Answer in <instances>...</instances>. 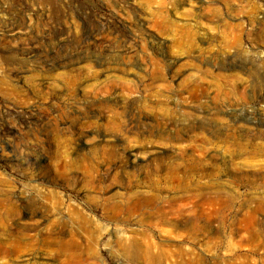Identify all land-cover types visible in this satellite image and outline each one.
Masks as SVG:
<instances>
[{"label":"rangeland","instance_id":"rangeland-1","mask_svg":"<svg viewBox=\"0 0 264 264\" xmlns=\"http://www.w3.org/2000/svg\"><path fill=\"white\" fill-rule=\"evenodd\" d=\"M5 1L0 264H264V0Z\"/></svg>","mask_w":264,"mask_h":264},{"label":"bare ground","instance_id":"bare-ground-1","mask_svg":"<svg viewBox=\"0 0 264 264\" xmlns=\"http://www.w3.org/2000/svg\"><path fill=\"white\" fill-rule=\"evenodd\" d=\"M15 1H20V0H15ZM48 1H52V0H40V2H45V3H47ZM118 1V0H117ZM123 1V0H122ZM147 3H153V2H155V3H157V5H154V9H156V14H158V16H156V18H166V16L164 15V14H162V11H161V7H162V1L163 0H145ZM6 1L5 0H0V4H4ZM33 2V1H32ZM56 2V1H55ZM124 2V1H123ZM9 3V2H8ZM119 3H120V0H119ZM122 3V2H121ZM120 3V4H121ZM12 4V3H11ZM21 4V3H20ZM37 4V3H36ZM49 4V3H48ZM57 4V3H56ZM39 5V4H38ZM45 5V4H44ZM53 5V4H52ZM151 5V4H150ZM3 6H5V5H3ZM129 6V5H128ZM49 7V6H48ZM130 7V6H129ZM43 8H46L45 6H43ZM116 8L118 9V10H128V8H127V6H124V5H118V6H116ZM135 8V7H134ZM133 9V8H132ZM137 9V8H136ZM154 9H153V11H154ZM138 10V9H137ZM51 12L53 11V10H50ZM134 11V10H133ZM142 11V10H141ZM138 12V11H134L135 13H134V19L139 23V22H141L143 19H146V18H148V15H144L142 12ZM150 12H151V10H150ZM141 13V14H140ZM153 13V12H152ZM54 14H55V12H54ZM152 17V16H151ZM154 17V16H153ZM54 18H56V17H54ZM141 18H143L142 20H141ZM22 19V18H21ZM140 24V23H139ZM90 33V32H89ZM88 33V34H89ZM101 35V34H100ZM99 34H89L88 36H87V40L88 41H93V42H95V41H98V40H100V39H102V36H100ZM96 43V42H95ZM94 44V43H93ZM124 55V54H123ZM121 58V57H120ZM123 58H124V56H123ZM4 65H5V63H4ZM11 68V67H10ZM90 108V107H89ZM97 110V109H96ZM30 114V113H29ZM44 116V115H43ZM237 124V123H236ZM242 126H244V125H242ZM235 131V130H234ZM245 131V130H244ZM244 133V132H243ZM245 145V144H244ZM241 147H243L242 145H241ZM243 149H244V147H243ZM259 155H260V153H259ZM261 156V155H260ZM260 156H258V158H260ZM253 158V157H252ZM256 159H257V154H256V157H255ZM246 159H247V157H246ZM248 159H249V157H248ZM251 159V158H250ZM256 159H254V160H256ZM259 160H261V159H259ZM247 161V160H246ZM249 161V160H248ZM247 161V162H248ZM264 161V160H263ZM16 206H18V205H16ZM15 206V207H16ZM19 207V206H18ZM23 209V208H22ZM21 209V210H22ZM31 209V208H30ZM14 210V209H13ZM12 210V211H13ZM20 210V209H19ZM19 210H17V208L15 209V211H16V214H17V212L18 213H20L21 214V212H23L24 211V209L20 212ZM32 210H34V209H32ZM31 211V210H30ZM37 211V210H36ZM25 212V211H24ZM23 212V213H24ZM27 212V211H26ZM27 214V213H26ZM12 215H14V213L12 214Z\"/></svg>","mask_w":264,"mask_h":264}]
</instances>
